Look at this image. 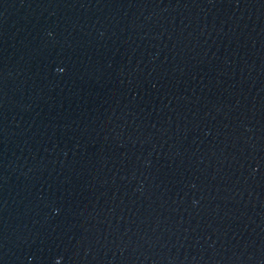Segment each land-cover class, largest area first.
<instances>
[{
  "label": "water",
  "instance_id": "water-1",
  "mask_svg": "<svg viewBox=\"0 0 264 264\" xmlns=\"http://www.w3.org/2000/svg\"><path fill=\"white\" fill-rule=\"evenodd\" d=\"M72 264H264V0H128Z\"/></svg>",
  "mask_w": 264,
  "mask_h": 264
}]
</instances>
